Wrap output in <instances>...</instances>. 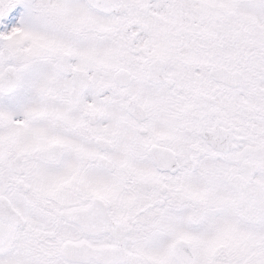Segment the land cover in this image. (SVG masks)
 Returning a JSON list of instances; mask_svg holds the SVG:
<instances>
[{
	"label": "snow or ice",
	"instance_id": "snow-or-ice-1",
	"mask_svg": "<svg viewBox=\"0 0 264 264\" xmlns=\"http://www.w3.org/2000/svg\"><path fill=\"white\" fill-rule=\"evenodd\" d=\"M0 264H264V0H0Z\"/></svg>",
	"mask_w": 264,
	"mask_h": 264
}]
</instances>
